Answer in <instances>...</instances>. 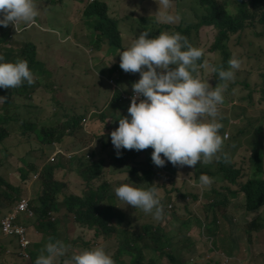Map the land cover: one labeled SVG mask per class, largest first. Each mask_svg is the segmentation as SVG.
Instances as JSON below:
<instances>
[{"label": "trees", "instance_id": "obj_1", "mask_svg": "<svg viewBox=\"0 0 264 264\" xmlns=\"http://www.w3.org/2000/svg\"><path fill=\"white\" fill-rule=\"evenodd\" d=\"M63 2L64 0H45V6L42 9L38 7L39 13L33 22L38 26H25L21 24L19 29L28 28L15 36L14 33L17 32L12 24H9L7 27L0 26V54L4 55L6 61H16L17 59L27 60L35 76V83L33 85H28L25 82L16 89L0 88V96L7 97L3 105V112L0 113L1 152H3L9 160L13 148L6 146L5 142L14 136L10 131L11 124L13 121H21V111H27L29 114L32 113L31 119H24L21 124L15 125L21 137L27 139L28 142L34 139L37 143V148L34 151L35 153L39 152V154H46V148L54 147L57 144L66 146L69 152L77 153V145L73 143L71 147H69L68 144L78 135H83V150L87 149L94 155L91 159L87 160L86 157L80 156V151L77 157H74L75 159L69 162L70 165H78L76 170L86 182L88 191L83 196L72 195L64 199L65 195L63 190L66 188L65 182L56 177L58 169H65L62 164L58 166L52 164L44 169L43 175L40 176L41 180L35 184L37 198H35L36 208L34 207V212L37 217V222L41 225L39 227L41 228L40 230H43L54 242L56 240L63 241L69 246L68 250L76 247L80 248L84 245L85 240H82L79 236L74 240L68 238L67 234L66 237H61L60 233L62 230L58 228V221L53 222L52 218H50L49 213L56 212L58 210V204H62L69 215L74 213L76 222L81 225L85 232H89L90 235L93 233L97 237L102 238L112 237L113 233H118V237L111 241V247L105 248L106 251L112 254L115 264H164L162 263L164 259L168 260L166 264H180L177 260L178 254L182 255L183 253H188V250L193 252L196 251V240L192 236L193 232L199 231V228L195 227L196 225L208 229L210 236L206 237L204 230L203 238L211 242V247H209L210 250L206 254L210 256V258L205 264H224L225 259L222 256L224 250L221 244H224L226 241L229 242L233 250L232 253H230L231 248L228 250L230 254L229 258L231 259L228 264H241V257L245 256H247V259L245 262H242L244 264H264V247L261 246V248L259 245H255L257 244L255 238L258 235L261 237V243H264V149H262L264 136L262 135V127H258L255 130L258 134V140L255 142L257 151L256 146H254V150L250 151L249 155H245L246 160L244 159L239 162L235 160L233 163L232 158H234V154H230V151L227 149L230 142L232 144V150H236V148L240 146L241 136L245 133V129L242 128L238 130V133L239 131L241 132L239 137H235L238 135L237 134L232 137L231 141H224L223 149L221 153L218 154L220 156L219 160L214 159L213 162L208 164H201L198 162L194 167L172 166L175 171L174 173L177 175L192 174L196 172L199 167H205L206 172L210 176L221 179L223 183L222 187H217L216 182H213L211 185H206L204 189L203 187L197 188L198 193L191 194L192 203L197 204L203 197L207 199H205L206 202L204 204H199L197 208L195 206V211L191 207H187L188 212L193 216L190 222L186 224V232H183V234H176V236L179 237L178 243H184L176 248L173 240L175 233H173L171 229L166 230L163 228L162 224L165 222L168 208L174 202V196H171V193H169L167 182L161 183V181H163L162 175L164 174L161 170L163 167H157L152 162L150 155L152 156L154 149L149 147L148 150L144 149L139 154L136 150L123 149L118 156L111 142V132L118 128V119L128 115V108L131 104H126L123 101L124 93L122 89H117L116 92L114 91L115 93L111 95L112 101L107 104L105 112L100 117L102 120L106 119L107 109L113 110L116 115L114 123L109 128L107 127L106 131L102 133L104 139L101 141L102 150L99 153L103 157H100L91 147L94 139V135L91 133V121L94 113L92 111L89 112V110L77 112V110L72 107L65 109L57 102V99L62 96L61 91H55V97L51 98V102L57 104L60 109L65 111L63 113L62 123L59 125L51 124L49 127V124L42 121V126L39 125L36 111L38 106H34V110L31 111V105L25 104V101H27L28 98H34L35 94L33 93L39 92L43 88L45 90L50 89L54 91L53 87L56 83L40 53H37L38 48L33 39H35V32H37V30L42 26L48 27V25H46V13L48 9L61 6ZM174 2L177 6L181 4L180 0H171L170 6H173ZM135 6H143V9L147 7L151 10H159L158 12L166 8L164 6L160 7L154 0L137 1L135 2ZM185 9L188 11L189 16H191L190 19H184V17H182L179 24L162 23L155 36L163 31H178L185 35L192 44H195L193 35L196 34L200 36L202 27L209 28L214 34V44L210 50L215 58L219 55L223 56L220 63H217L216 58L215 62L212 64V78H215L216 83L220 82L217 74L218 70L222 67L227 69L228 60L236 53V51L231 48L234 42L237 45H242L249 41L251 37H254L253 35L259 36L264 40V0H190ZM111 10L112 9L106 2L97 0L88 5V8L83 14V19L89 22V30L93 31L94 44L97 46H94V48L101 51L102 46L107 45L108 54L115 55V57L120 59L118 55L119 52L127 48L124 44L125 36L122 32L123 25H121L122 22L120 19L113 18V16L110 15ZM139 21L140 20L136 18V12L133 11L130 15L125 17V22L129 24L133 32L132 35L135 38L144 31H149V37H153L154 33L151 30H147L146 26ZM230 49L231 52L228 53ZM205 58L204 55L201 60L197 62L199 65L198 72L200 73V78L205 72ZM237 58L242 60L240 57ZM107 69L108 68L102 70L107 72ZM117 71L125 75L128 73L124 72L120 66H118L117 68L111 69L107 75L115 74ZM49 78H51L50 82ZM262 78L263 86L255 87L250 93V99L253 98L255 92L259 93V101L261 103L264 102V75ZM46 79L47 82H45ZM228 83L233 84V81H229L227 84ZM244 88L248 89L249 84L244 83ZM227 92L229 91L225 89V102L223 105L219 106L220 116L218 119L223 124V127L220 129V134L222 136L228 134L237 122H241V117L246 118V110H243L241 113H236L233 110V106H229L230 99L227 98ZM23 94H27V96L22 100V104L15 105V98ZM90 115H92V118L89 117ZM39 154L36 156V160ZM144 158H151V162L144 164ZM109 161L110 163L108 164ZM1 165L2 161H0V166ZM107 165H109V167L117 166L123 169L128 183H130L129 178L131 180L133 177L141 182H146L147 179L153 178V181L151 180L152 184L150 183L147 187L155 185L157 188L166 190L168 192L166 199L168 197L170 198V204L163 201L166 199L161 197V204L164 209L161 218H154L151 219V221L146 220L148 224L140 226L142 227L140 233L132 232V230L135 229V225L134 222L130 220V215L132 214V217L136 218L137 209L133 206H131L130 209L127 206H121L118 201L119 199L115 195V190L105 179L107 178L105 172ZM39 168L37 162H35L34 164H29L27 170L24 168L18 169L22 181H24L22 182L23 186H26V182L28 181L26 171L34 175ZM159 174L161 176L159 178V184L157 185L154 178ZM98 179L104 181L103 183L101 182V185L96 186L94 181ZM171 180L172 183H177L175 177H171ZM136 184L138 183L136 182ZM23 186L15 183L10 184L7 179L0 176V192H4L8 197L4 204H14L18 202L22 197ZM172 191L178 192L179 190ZM201 192L205 193L203 194ZM60 195L63 196L64 200L59 198ZM181 196L183 201H186L188 198L187 194H182ZM234 201L237 203L235 204ZM207 203L209 204L206 208ZM232 205L239 208V216L242 217L245 222L244 232L240 231L238 235L236 230L234 234L230 236L228 229L229 239L222 238L217 240L216 235L221 228L222 219L224 218L229 223L232 222V219L226 216L230 212L229 206ZM6 216L5 214L3 217ZM140 220L141 218H139V221ZM246 220L249 221V224H246ZM33 227L36 228L34 223ZM0 233L3 235L2 219H0ZM200 239H202V237ZM86 243L89 245L91 241L86 240ZM213 244H215V246ZM1 247L5 248V245ZM42 249V246L35 245L30 249V255L33 256V258H37L41 254ZM245 249L248 250L249 254L248 252L245 253ZM127 259H129V261H127ZM60 260H67V252L65 256L58 257L55 263L57 264V261ZM125 260L127 262H124ZM182 262L183 264H188L191 261Z\"/></svg>", "mask_w": 264, "mask_h": 264}, {"label": "rangeland", "instance_id": "obj_2", "mask_svg": "<svg viewBox=\"0 0 264 264\" xmlns=\"http://www.w3.org/2000/svg\"><path fill=\"white\" fill-rule=\"evenodd\" d=\"M52 1V0H49ZM93 0H64L60 8L61 15L65 19V21L59 26H42V29L37 30L35 32V42L37 45V53L39 52L46 67L51 72V76L54 79L56 85L53 87L54 91L50 89L45 90L44 88L39 91L35 92L34 98H28L25 101V104L31 105V111L34 110V106H38L36 108L37 111V120L39 125L42 126V121L46 124H52L51 118L53 114H57L58 118H62L63 113L65 112L63 109H60L57 104L51 102V98L55 97V91H61L62 96L57 99V102L62 105L65 109L74 108L77 112L89 110V112H93V119L91 121V133L94 135L93 143L91 147L94 151L98 153L100 157H103L99 152L102 150L101 141L104 139L102 135L103 132L106 131L107 127L109 128L115 121L116 115L113 110H106V119L102 120L100 117L105 112L106 106L109 102L112 101L111 95H113L117 89H122L124 94L132 95V85L134 82H137L140 79L139 73H131L128 72L126 75L122 73H115V74H108L111 69L117 68L120 65V59L115 57V55L108 54V47L107 45L102 46V50L99 51L94 48L96 46L94 44V35L93 31L89 30V22L83 19V12L88 6V2ZM106 2L109 7L112 9L110 15L113 18H118L121 20L123 27L122 32L124 34V44L126 47H129L134 40L136 39L132 35L131 28L127 22H125V17L130 15L133 12H136L137 20H140V23H143L146 26L147 30H151L154 33V36L158 33L160 29V24L162 23H169L167 21V17L169 15L180 17L179 21L176 23L170 24H179L181 18L190 19L188 11H186V7L188 6L190 0H180V5H176L174 2L173 6L166 7L158 12L159 10H151L147 7L143 9V6L137 7L135 6V2L143 1V0H100ZM156 3L157 0H154ZM38 7L42 9L45 6V0H39L36 2ZM159 5V3H158ZM162 7L163 5H159ZM179 10V11H178ZM182 14H180V13ZM135 14V13H134ZM61 16H56L54 13L47 12L46 19L47 23L51 22L52 20L60 19ZM51 30H55L56 33H53ZM23 32V31H22ZM20 32V33H22ZM19 33H14V36ZM153 36V37H154ZM249 41L242 45H237L235 42L231 47L236 51L234 53L235 57H240L242 68L237 70L235 79L232 83L227 84V98L230 99L229 106H233V110L236 113H241L243 110H246V118L241 117V122H234L236 125L229 131L230 141L234 135L235 137L240 136L239 129H245L246 133L241 137V144L236 150H232V144L229 143L228 150L230 154H234V158H232L233 163L235 160L237 162L243 161L245 159V155H249L250 151L254 150L255 142L258 140V134L255 130L258 127H262V135L264 136V102L261 103L259 101L260 94L255 92L253 94V98L250 99L251 91L257 86H263V75H264V40L256 35H253ZM149 38H152L150 36ZM193 39L195 44H192L195 47L201 48L204 51L205 59H204V68L205 72L203 76L200 78L204 82H209L212 87L218 85L216 83L215 78H212L213 69L212 64L215 62L217 58V63H220L223 59L222 55L213 56L212 51L210 48L214 44V34L213 32L207 28L202 27L200 30V36L193 35ZM88 43V45H87ZM87 45V46H86ZM97 47V46H96ZM231 52V49L228 53ZM232 55V54H231ZM174 66V65H173ZM175 67V66H174ZM107 69V72L103 71L102 69ZM200 74V73H199ZM51 78H49V82ZM47 82V79L45 80ZM222 83V82H220ZM244 83L249 84V88H244ZM115 91V92H114ZM123 94V95H124ZM27 94H23L21 96H17L14 100L15 105H21L22 100ZM32 97V96H31ZM127 104V103H126ZM3 105L4 103H0V113L3 112ZM22 120L21 121H13L10 127V131L14 134V136L5 142V145L13 148L12 155L10 156L9 160L8 157L5 156L3 152L0 150V161H2V165L0 166V176L7 179L10 184L15 183L22 185V178L21 174L18 171L19 168H26L28 169L29 164H34L37 162V165L43 164V169L41 172H44L45 168H48L55 162L56 154H53V150L46 148V154H42L39 152L35 153V149L37 148V143L34 139L31 142H28L27 139L21 137L18 133V128H16L15 124H21L23 120H30L32 117V113L29 114L27 111H21ZM92 118V115L89 116ZM250 121V122H249ZM99 135V136H98ZM77 145V153L80 151V156H84L88 150H83L84 147V136L78 135L72 142L68 144L71 147V144ZM2 147V146H1ZM114 149V148H113ZM149 148L145 149L148 150ZM262 149H264V141L262 145ZM83 150V151H82ZM138 152V154L141 152ZM244 152V153H243ZM39 154L37 160L36 156ZM151 154V153H150ZM151 157V155H150ZM26 159V164L22 162V159ZM144 164H148L151 162V158H144ZM246 160V159H245ZM58 162H60L66 170L57 171L56 177L59 180L66 181V188L63 190L65 194H76L82 195L83 193L87 192V185H85L84 180H82L79 176L78 171H71L70 167H65V159L59 158ZM57 162V163H58ZM142 162V161H141ZM110 161L108 162V164ZM11 165V166H10ZM70 166V164H66ZM105 172L107 175L108 183H110L115 190V188L119 187L122 184H131L132 182L137 185H142L144 187L149 186L152 179H147L146 182H141L136 178H129L130 183H128L125 174L123 173V169L114 166L105 168ZM202 173H206L205 167H199L196 172L192 174H172L168 173L167 176H163L161 183L167 182L171 180V176H177L179 180L173 183L168 184L169 193L171 196H174V202L169 207L170 211L168 212L165 222L163 224V228L166 230L171 229L175 235L173 236V240L175 242L176 248L177 246L184 244L178 243L179 237L176 234L186 232V224L190 222V219L193 215L188 212V206L191 207L195 211L196 208L199 206V203H192V196L191 194L198 193V190L195 188L203 187L205 188L206 185H201L199 182V176ZM27 174L28 181L26 182V186H23V193L22 196L31 199V203L34 204L35 198H37L36 194V187L35 184L38 181H35L32 177L31 173ZM209 175V174H208ZM210 176V175H209ZM214 178L213 182H216L217 187H222L223 183L222 180L219 178ZM160 175L154 178L155 182L158 184ZM55 180V178H54ZM104 181V180H103ZM102 180H95L94 184L96 186L101 185ZM30 182V183H29ZM140 182V183H139ZM186 182V183H184ZM154 183V182H153ZM152 184V183H151ZM160 193V197L166 196L168 192L165 190L158 189ZM172 190H179L178 192H173ZM1 191V187H0ZM202 193V192H201ZM205 192H203L204 194ZM182 194H187L188 198L186 201H183ZM60 199L63 200V196H59ZM8 197L4 194V192H0V208L1 214L0 219L9 212L10 207L12 204H4L7 201ZM170 198L168 197L165 202L169 203ZM207 199L203 197L201 199V204H204ZM122 207H131V205H127L125 202L118 200ZM235 202V201H234ZM237 202H235L236 204ZM165 204V203H164ZM167 204V206H168ZM196 204V205H195ZM209 203L206 204V208ZM166 206V207H167ZM58 210L54 213H57L55 217L59 219L58 228L62 230L60 233L61 237H66L71 240H74L77 236H79L82 240H85V243L80 248H74L67 251V260L74 253H79L84 249H90L96 246H102L104 248L111 247V241L118 237V233H113L112 237H97L92 233L85 232L82 229L80 224H76L74 221L73 216L69 215L66 208L63 207L62 204H58ZM238 209L235 205L229 206L230 212L226 215L227 217L232 219L230 222V226H227L225 221L222 222L221 228L219 233L216 235V239H227L234 234V231L237 230L238 235L241 232H244V221L243 218L239 216ZM207 211V209H206ZM152 214H146L142 210L137 209V217H132L130 215V220L134 222L135 229L132 232L140 233L141 232V225H147L148 222L146 219H152ZM139 218L141 220L139 221ZM143 218V219H142ZM235 219L237 221H235ZM25 223H29L28 220H23ZM168 222V225H167ZM246 224H249V221L246 220ZM32 225V223H30ZM123 227V225H122ZM130 227V226H129ZM128 227V229H129ZM195 227L199 228V231L193 232V238L196 240L195 245H197V252L202 253V256H206L207 252H209L211 247V242L209 240H205L203 238V232L205 230L206 237H210L208 233V229L201 228L200 225H196ZM229 229V233H228ZM202 237V239H200ZM49 236L44 233L43 239L39 240V238H35L38 243L40 242H47ZM229 239V238H228ZM239 239V238H238ZM260 235L256 236L255 241H257L256 246L259 245L260 247H264V243H261ZM87 241H91V243L87 246ZM240 240V239H239ZM253 241V239H252ZM14 241H10L6 239L0 233V264H21V263H14L9 258V254L5 251L6 248L13 243ZM254 242V241H253ZM150 244V243H149ZM5 245L4 247H1ZM215 246V244H213ZM222 245V246H221ZM220 246L228 254L227 250L230 248V244L228 241L224 242ZM42 246V245H41ZM43 247V246H42ZM261 247V248H262ZM175 248V249H176ZM188 250L187 252L189 253ZM232 247L230 249V253H232ZM248 250L245 249V253ZM188 253H183L182 255H177V260L180 264H183L182 261H191L190 256ZM249 254V252H248ZM166 258V257H165ZM196 259V258H195ZM204 257L197 258L193 262L191 261L188 264H205ZM241 264L245 262L247 256L241 257ZM66 260L57 261V264H65ZM129 261V259H127ZM126 260L124 262H127ZM28 264H32V258L27 261ZM162 263H168L167 259L162 260ZM25 264V263H23Z\"/></svg>", "mask_w": 264, "mask_h": 264}, {"label": "clouds", "instance_id": "obj_3", "mask_svg": "<svg viewBox=\"0 0 264 264\" xmlns=\"http://www.w3.org/2000/svg\"><path fill=\"white\" fill-rule=\"evenodd\" d=\"M38 1L0 0V26L7 27L12 24L17 33L28 28L19 29L21 24L38 26L33 23L39 13L36 4ZM94 1L97 0L89 1L88 5ZM157 2L164 7L171 5V0H157ZM47 12L62 17L60 8H50ZM179 19L178 15L167 17L169 23H176ZM64 21L63 17L55 18L46 25L55 27ZM51 31L56 33L55 30ZM149 34V31L142 32L129 47L118 54L120 56V68L126 73H139L140 79L132 85L133 96L128 108V115L118 119V128L111 132V142L117 151V155L119 156L123 149L140 151L151 147L154 149L151 156L152 162L157 167H164L168 162L174 166L194 167L198 162L208 164L214 159L219 160L218 154L223 149L224 141H230L229 134L225 136L220 134L223 124L218 119L220 116L219 106L225 102L224 92L227 88V82L234 81L237 70L241 68V60L235 56L230 58L227 62V69L222 67L217 72L219 81L224 83L219 82L217 86L212 87L209 82L200 79L198 72L199 65L197 62L204 56L203 49L193 46L189 39L178 31H163L152 38H149ZM173 65L175 67H171ZM25 82L28 85L35 83V76L29 67V62L23 59L6 61L4 55L0 54V88L16 89ZM6 100L7 97L0 96V103H5ZM62 119L63 116L58 118L57 114H53L52 125L61 124ZM49 149H52L53 154H56L55 162L52 164L58 166L61 164L58 159L64 158L65 167H70L71 171H77V164L66 165L74 160V157H77L76 153L67 151L66 146L59 144L49 147ZM93 156L89 150L84 155L87 160ZM22 162L26 164L27 161L23 158ZM38 167H40L39 170L32 177L39 182L40 176L43 175L41 172L43 164H39ZM24 169L27 170L26 166ZM61 170L63 169L57 171ZM64 170L69 171L68 169ZM161 170L164 173L162 176L168 177V173L163 168ZM79 177L82 179L81 174ZM174 177L179 180L177 176ZM213 181L214 178L206 173L199 176L201 185H211ZM63 182L66 186V181ZM84 183L86 185L85 181ZM169 183H172V180L167 181V186ZM197 188L195 189L197 190ZM158 189L165 191L155 185L144 187L135 183L122 184L115 188V195L127 205L140 209L146 214H152V219H160L164 209ZM85 193L79 196H83ZM64 195V199H66V197L76 194L67 195L64 193ZM24 199L29 201L34 212L35 201L32 204L31 199L22 196L18 202L12 204L9 212L6 213V217L11 215ZM198 203L201 204V200ZM56 214L54 212L49 213L53 222H59V219L55 217ZM22 216L21 223L27 228L26 235L30 246L23 255L21 242L15 237L4 235L2 231L3 236L14 240L5 251L10 255V260L13 257L16 262L22 260V264H28L27 261L32 258V264H56V259L65 256L69 246L61 240L54 242L49 237L41 254L37 258H33L30 255V249L36 244L35 238H39L37 230L41 229L39 228L41 225L37 222L35 212L32 217ZM71 216L77 224L74 213ZM23 220H28L29 223L27 224ZM146 220L151 221V219ZM223 221L227 223V226H230V223L224 218L221 224ZM235 221L237 220L235 219ZM30 223H32L31 226L33 223L35 224V231L30 229ZM41 231L43 234L40 238H43L44 232ZM37 244L40 245V243ZM26 254L29 258L26 257ZM188 255L192 262L201 257L206 258L205 261H209L210 258L208 255L202 256V253H198L197 247L195 252L189 251ZM229 255V253H223L224 264L230 262ZM65 264H115V260L104 247L96 246L74 253L70 259L65 261Z\"/></svg>", "mask_w": 264, "mask_h": 264}, {"label": "built area", "instance_id": "obj_4", "mask_svg": "<svg viewBox=\"0 0 264 264\" xmlns=\"http://www.w3.org/2000/svg\"><path fill=\"white\" fill-rule=\"evenodd\" d=\"M132 95L124 94L123 101L125 103H131ZM143 99V97H141ZM139 102V101H138ZM33 216L34 212L32 211L29 201L23 200L18 207L13 210V213L8 217L2 219V231L4 235L8 237H15L21 242L22 254L24 255L26 250L29 248V240L27 239V228L21 223L23 216ZM26 257L29 256L26 254Z\"/></svg>", "mask_w": 264, "mask_h": 264}, {"label": "crops", "instance_id": "obj_5", "mask_svg": "<svg viewBox=\"0 0 264 264\" xmlns=\"http://www.w3.org/2000/svg\"><path fill=\"white\" fill-rule=\"evenodd\" d=\"M172 166H173V164L171 163V162H168L164 167H163V170L165 171V172H167V173H172V174H174V169L172 168ZM30 227V229L32 230V231H35L36 230V228H34L33 226H29ZM38 232H39V234H38V237H39V240H42L43 238H40L41 236H42V231L41 230H37ZM6 239H8V240H10V241H14V240H11L10 238H8V237H6V236H4ZM38 240V241H39ZM38 241H36V244L35 245H38L37 243H38ZM43 246V247H45L46 245H47V242H40V246ZM12 259V261L14 262V263H21L22 264V260H18L17 262H16V260H14V258L13 257H11Z\"/></svg>", "mask_w": 264, "mask_h": 264}]
</instances>
